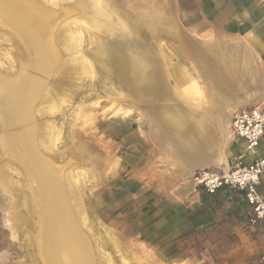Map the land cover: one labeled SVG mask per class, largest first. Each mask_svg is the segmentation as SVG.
Masks as SVG:
<instances>
[{
	"label": "rangeland",
	"instance_id": "374dc122",
	"mask_svg": "<svg viewBox=\"0 0 264 264\" xmlns=\"http://www.w3.org/2000/svg\"><path fill=\"white\" fill-rule=\"evenodd\" d=\"M103 6L138 36L143 52L159 70L154 86H161L162 78L172 100L198 121L212 118L202 113L203 104L190 94L191 77L207 93L210 88L201 79L206 66L194 54L199 50L231 64L227 76L232 79L249 62L243 61L238 69L231 54L245 53L254 65L251 78L262 88L240 76L237 90L243 105L235 111L264 103V0H103ZM61 28L72 38L68 48L77 52L74 63L81 71L47 109L45 120L52 127L48 140L53 142L62 126L58 156L67 160L74 151L79 158L69 170L77 172L76 181L83 188L88 215L82 221L97 248L110 254L114 264H124L126 257L130 264H259L264 242L258 230L248 226L243 197L208 196L192 182L200 170H227L238 162L243 153L239 139L232 135L221 152L225 161L205 167L190 162L172 143L154 136L149 129L154 122L150 102L117 80L123 74L120 66H113L110 77L96 63L90 52L94 46L80 21L70 18ZM1 38L0 78L16 72L19 58L16 42L3 34ZM253 89L258 93L251 95ZM158 110L163 116L160 100ZM209 129L214 136L213 126ZM168 146L171 153L164 149ZM11 153L0 148V159L29 197L23 178L15 174L22 168ZM25 204L26 218L15 235L0 206V264H40L34 245L35 215L31 202Z\"/></svg>",
	"mask_w": 264,
	"mask_h": 264
},
{
	"label": "bare ground",
	"instance_id": "6f19581e",
	"mask_svg": "<svg viewBox=\"0 0 264 264\" xmlns=\"http://www.w3.org/2000/svg\"><path fill=\"white\" fill-rule=\"evenodd\" d=\"M119 17L103 6V0H0V42L1 34L14 40L19 57L16 72L0 78V148L12 152V158L22 168L15 174L19 180L23 178L30 192L28 197L18 188L24 186L12 181L0 159V206L7 226L15 235L26 218L25 203L31 202L35 215L34 245L40 264H114L110 254L97 248L82 221L88 215L83 188L76 181L77 172L69 170L79 158L74 151L67 160L58 156L57 143L63 127L57 128L53 142L48 140L52 127L45 120L47 109L63 96L81 71L74 63L77 52L68 48L72 38L61 31L68 19L76 18L82 24L88 42L94 46L90 52L96 63L110 77L114 75L113 66L119 65L123 74L117 80L150 102L149 116L154 122L149 129L153 128L154 136L172 143L183 157L200 167L225 161L226 154L221 152L232 139L231 118L236 105H243L237 79L243 75V81H248L254 75L252 62L245 58V53L231 54L238 69L243 61L249 62L239 77L232 79L231 74L227 76L231 64L207 57L201 50L194 52L205 62L206 74L201 79H206L210 88L207 93L191 77L190 94L203 104L202 113L212 116L198 121L172 100L171 89L164 87L162 78H159L162 85L154 86L159 70H155L154 63L143 52L138 36ZM159 100L165 111L163 116L158 110ZM160 117L162 122L158 123ZM211 126L214 136L210 134ZM164 149L172 151L170 146ZM129 261L126 257L123 263L130 264Z\"/></svg>",
	"mask_w": 264,
	"mask_h": 264
},
{
	"label": "built area",
	"instance_id": "2783aa9c",
	"mask_svg": "<svg viewBox=\"0 0 264 264\" xmlns=\"http://www.w3.org/2000/svg\"><path fill=\"white\" fill-rule=\"evenodd\" d=\"M231 131L243 145L239 161L227 170H200L193 175L192 182L208 196H242L249 211L248 226L257 229L264 240V196L260 191L264 176V103L235 111ZM260 261L264 264V253Z\"/></svg>",
	"mask_w": 264,
	"mask_h": 264
},
{
	"label": "crops",
	"instance_id": "0c3cea01",
	"mask_svg": "<svg viewBox=\"0 0 264 264\" xmlns=\"http://www.w3.org/2000/svg\"><path fill=\"white\" fill-rule=\"evenodd\" d=\"M251 66L253 67L254 65H253V63L251 64ZM256 71V70H255ZM251 77H252V75H250ZM249 81H252L251 83H253V85H255L257 88H262V86L261 85H259L257 82L256 83H254V81L252 80V78H249ZM250 83V84H251ZM263 90V89H262ZM255 92V93H254ZM261 92H263V91H261L260 90V93ZM251 93H254V94H256V93H258V90H256V89H253V90H251ZM255 97V96H254ZM257 99H259L258 97H256V99L255 100H257ZM237 106H239V105H236V107ZM260 191H261V193L263 194V196H264V176L262 177V179H261V186H260ZM203 193V192H202ZM246 206V209H247V212H249L248 211V207H247V205H245ZM263 240V239H262ZM263 242H264V240H263ZM263 253H264V251H263ZM262 253V254H263ZM261 254V255H262ZM261 257V256H260ZM259 264H262L261 263V261L259 260Z\"/></svg>",
	"mask_w": 264,
	"mask_h": 264
}]
</instances>
